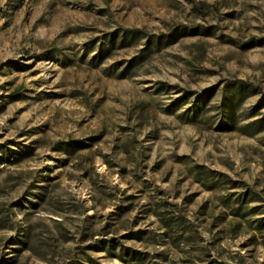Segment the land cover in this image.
<instances>
[{"label":"rangeland","instance_id":"rangeland-1","mask_svg":"<svg viewBox=\"0 0 264 264\" xmlns=\"http://www.w3.org/2000/svg\"><path fill=\"white\" fill-rule=\"evenodd\" d=\"M196 1L0 0V264H264V0Z\"/></svg>","mask_w":264,"mask_h":264},{"label":"trees","instance_id":"trees-1","mask_svg":"<svg viewBox=\"0 0 264 264\" xmlns=\"http://www.w3.org/2000/svg\"><path fill=\"white\" fill-rule=\"evenodd\" d=\"M191 3L193 4V6L195 7V9H197L198 12H203L205 4L204 2L201 1H196V0H190ZM140 30H125L122 34L123 38H127V37H141V38H145L147 37L146 34H140ZM3 63H0V69L3 67ZM264 121V117L260 118L257 122H263ZM253 124V123H252ZM264 128V124L261 126L260 129ZM128 260L130 264H142L143 262V258L139 256V254L137 252H133L131 254H128Z\"/></svg>","mask_w":264,"mask_h":264}]
</instances>
